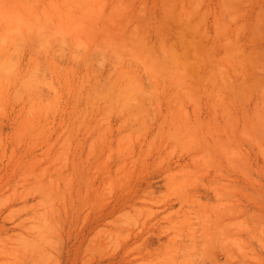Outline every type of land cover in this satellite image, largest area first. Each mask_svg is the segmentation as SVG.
I'll return each mask as SVG.
<instances>
[{
	"label": "rangeland",
	"instance_id": "374dc122",
	"mask_svg": "<svg viewBox=\"0 0 264 264\" xmlns=\"http://www.w3.org/2000/svg\"><path fill=\"white\" fill-rule=\"evenodd\" d=\"M0 264H264V0H0Z\"/></svg>",
	"mask_w": 264,
	"mask_h": 264
}]
</instances>
